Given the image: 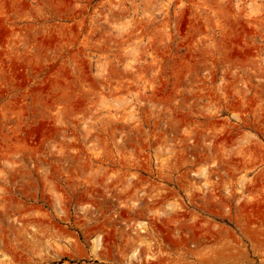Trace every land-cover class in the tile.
<instances>
[{"label": "rangeland", "instance_id": "rangeland-1", "mask_svg": "<svg viewBox=\"0 0 264 264\" xmlns=\"http://www.w3.org/2000/svg\"><path fill=\"white\" fill-rule=\"evenodd\" d=\"M0 264H264V0H0Z\"/></svg>", "mask_w": 264, "mask_h": 264}]
</instances>
